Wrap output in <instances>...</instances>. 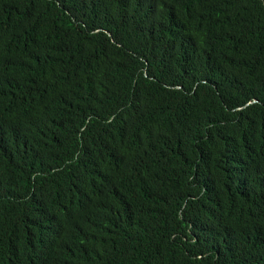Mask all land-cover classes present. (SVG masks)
<instances>
[{
  "label": "trees",
  "instance_id": "1",
  "mask_svg": "<svg viewBox=\"0 0 264 264\" xmlns=\"http://www.w3.org/2000/svg\"><path fill=\"white\" fill-rule=\"evenodd\" d=\"M0 264H264V0H0Z\"/></svg>",
  "mask_w": 264,
  "mask_h": 264
}]
</instances>
